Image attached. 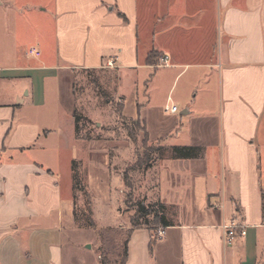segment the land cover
Listing matches in <instances>:
<instances>
[{
    "label": "crops",
    "instance_id": "0c3cea01",
    "mask_svg": "<svg viewBox=\"0 0 264 264\" xmlns=\"http://www.w3.org/2000/svg\"><path fill=\"white\" fill-rule=\"evenodd\" d=\"M30 2L31 22L47 27L25 40L17 14ZM77 70L130 75L132 91L140 71L156 70L150 85L161 71L159 85L184 79L158 113L151 91L144 105L137 100V117L124 113L167 151L202 149L198 158L160 159L158 198L179 220L162 237L128 227L124 264H264V0H0V264H88L94 250L93 264H102L100 235L77 239L98 229L75 217L76 159L67 198L52 170ZM123 79L116 93L125 111ZM171 105L177 113L165 111ZM231 219L247 234L226 243L220 226Z\"/></svg>",
    "mask_w": 264,
    "mask_h": 264
},
{
    "label": "rangeland",
    "instance_id": "374dc122",
    "mask_svg": "<svg viewBox=\"0 0 264 264\" xmlns=\"http://www.w3.org/2000/svg\"><path fill=\"white\" fill-rule=\"evenodd\" d=\"M29 4L32 7L24 10L25 13L17 14L18 27H21V31L23 29V33L28 32L23 37L25 40L31 39L30 36L33 37L36 32L43 33L47 27L41 24L36 29V22L34 19L31 22L30 17L36 16L37 4L34 2ZM10 16L13 15L4 14L2 18ZM10 25L11 23L8 24ZM155 72L156 70L138 72L133 91L134 78L124 73L118 74L114 70L97 72L77 70L68 74L71 106L67 112L65 111V115L70 122L64 118L60 119L59 125L63 129L64 142L61 159L52 163V170L55 172V179L60 185L63 197L67 198L70 194L71 181L69 160L76 159L73 162L78 174L77 181H73L72 175L75 217L80 226L92 222L98 229L80 232L77 239L81 244L86 240L91 243L95 233H98L99 252L103 253L107 264L123 263L124 243L129 234L127 228L132 227L131 218L135 214V204L142 202L149 206L160 202L157 190L158 163L164 151H152L149 160L146 159V150L151 147L158 149L162 144L151 142L142 131L141 125L138 126V120L125 116L126 113L137 117V100L140 105H144L149 91L156 113L159 112L158 103L165 102L169 93L171 98H177L180 94L184 79L176 84L166 80L163 85H159V78L165 74L161 71L160 76L158 74L150 85L151 76ZM123 76V90L127 96L125 111L124 101L116 93V87L121 83L120 78ZM74 112L78 118L74 117ZM76 121L78 134L75 131ZM155 122L157 125L159 121ZM169 211L172 214L169 215V219L178 221L176 211L173 209ZM151 219L149 220L152 224ZM95 251L86 252L87 255L79 251L78 256L86 255L88 264H93L96 258Z\"/></svg>",
    "mask_w": 264,
    "mask_h": 264
},
{
    "label": "trees",
    "instance_id": "16d2710c",
    "mask_svg": "<svg viewBox=\"0 0 264 264\" xmlns=\"http://www.w3.org/2000/svg\"><path fill=\"white\" fill-rule=\"evenodd\" d=\"M158 58V55L156 53H150L147 58V64L150 66L156 65V59ZM74 117H76L74 112ZM78 118V117H76ZM125 120V118H123ZM139 123L138 126L141 125L142 131L144 132L145 136L148 137L144 125L141 123L140 120H138ZM75 131L76 134H78L79 128L76 121L75 125ZM152 151L156 152H162L164 151V154L159 157V160L165 157L171 158V159H193L198 158L202 154V149L198 147H191V146H175L172 147L170 150L164 149V147H159L158 149H153V147L146 150V159L151 157ZM75 162L72 164V172H73V181H77L78 174L76 173L75 169ZM148 166V164H146ZM125 181L127 182V177L125 176ZM135 214L131 218V224L132 229H137L140 227H149L153 230H159L164 229L172 225L171 221L167 218L166 215V206L162 204L161 202L151 204L149 206H145L142 202H137L135 204ZM150 218H152V224L150 222ZM87 227H94V224L91 222L90 224L86 225ZM128 238L126 239L124 243L123 248V263H125L127 256H128ZM100 257L102 260V264H107L106 259L103 257V253H100Z\"/></svg>",
    "mask_w": 264,
    "mask_h": 264
},
{
    "label": "built area",
    "instance_id": "2783aa9c",
    "mask_svg": "<svg viewBox=\"0 0 264 264\" xmlns=\"http://www.w3.org/2000/svg\"><path fill=\"white\" fill-rule=\"evenodd\" d=\"M30 55L33 56H39L40 53L39 51L35 50V49H31L29 51ZM161 63L158 64V66H163L167 63V59L163 58L160 61ZM115 64L112 61H108L106 64V68H114ZM166 112H170V113H177L178 112V107L175 105H171V106H167L165 109ZM222 232H223V236H224V241L227 242H232L234 241L235 238H237L239 235L240 236H246L247 234V230L246 227L241 225L237 220L231 219L228 221H225L222 223V225L220 226ZM157 235L159 237H162L164 235V230L161 228L157 231Z\"/></svg>",
    "mask_w": 264,
    "mask_h": 264
}]
</instances>
